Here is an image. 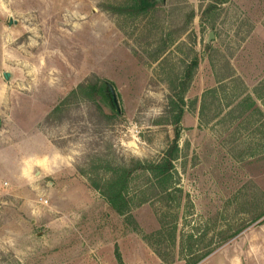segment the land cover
<instances>
[{
	"label": "rangeland",
	"instance_id": "obj_1",
	"mask_svg": "<svg viewBox=\"0 0 264 264\" xmlns=\"http://www.w3.org/2000/svg\"><path fill=\"white\" fill-rule=\"evenodd\" d=\"M150 1L134 15L117 12L134 0H0V264H120L117 254L165 264L145 240L161 216L178 227L175 242L152 240L170 264H187L180 235L191 231L199 248L214 249L201 264L259 255L249 232L260 221L233 236L264 210V0H229L208 14L214 0ZM195 59L175 199L166 204L150 174L136 172L127 224L89 179L162 158L175 132L159 119ZM81 83L112 85L117 107L71 95ZM248 96L263 116L240 114Z\"/></svg>",
	"mask_w": 264,
	"mask_h": 264
},
{
	"label": "trees",
	"instance_id": "obj_2",
	"mask_svg": "<svg viewBox=\"0 0 264 264\" xmlns=\"http://www.w3.org/2000/svg\"><path fill=\"white\" fill-rule=\"evenodd\" d=\"M135 4L133 6L124 7L117 9L119 13H130V14H139L143 12H147L152 9L155 3L150 0H134ZM229 0H214V3L210 4L206 9L205 13L208 14L212 10L215 9V5L224 4ZM216 3V4H215ZM204 13V14H205ZM199 64L198 59L193 60L187 67L185 71L184 81H182L181 93L182 95L177 98V100H172L171 104L168 106L166 110L165 116L159 119L161 124H170L174 127V138L169 143L168 148L164 152L162 158L158 161L152 162H143L139 160H131L129 165L124 166H109L107 168V176L103 179H89L90 186L99 191L100 194L105 198L108 203L110 209L125 218V222L127 224L132 225L136 220L133 217V200L130 197L129 190L131 181L136 172L142 171L150 174L152 187L156 188V196H160L162 200L166 204L169 201L175 199L173 197V177L175 173V162L179 158L180 154V136H181V122L183 120L184 115V96L183 94L187 90V87L190 81L193 78V70ZM106 87L102 85V83H96L94 85H88L87 83H81L74 89L71 93L73 96H77L79 93L86 99L92 101L99 102H109L106 94ZM257 96L264 99V92L261 94L260 92H256ZM264 101V100H263ZM111 102V101H110ZM112 104V102H111ZM264 104V102H263ZM113 105V104H112ZM239 112L241 115L246 114L247 112L253 110L258 114L263 116V110L259 106V104L251 97L248 96L244 98L239 104ZM148 198H143L141 204L146 203ZM165 216L160 217L161 228L157 232L148 235L145 237V240L149 243L153 251L158 255V257L165 264H170L174 262L175 257H172L169 254L168 249H162L160 247L155 246L152 242L153 238H158L159 244H162L166 238L169 236V239L172 242H175L178 238V227L176 224H168L165 220ZM260 221L258 224H264V210H259L254 216L252 220H250V224L246 227H242L237 230L234 234L233 238L239 237L242 233L250 228L253 224ZM137 224V222H136ZM181 243L179 254L186 261L187 264H201L205 259H207L214 251L213 248H199V242L202 239L201 236L191 232H182L181 235ZM118 255V259L120 264H124L120 255Z\"/></svg>",
	"mask_w": 264,
	"mask_h": 264
},
{
	"label": "crops",
	"instance_id": "obj_3",
	"mask_svg": "<svg viewBox=\"0 0 264 264\" xmlns=\"http://www.w3.org/2000/svg\"><path fill=\"white\" fill-rule=\"evenodd\" d=\"M249 233L251 235L250 236V238H251V242H250L251 249L256 251V252H260L259 255L254 256L250 252L251 257H250V260L248 262L243 261V259L240 257L239 258L235 257L231 260V261H233L232 264H244V263L245 264H264V224H261V225H259V227L252 229ZM245 237L246 236H242L240 238V241H244L246 239ZM160 261H161V263H163V261L161 259H160Z\"/></svg>",
	"mask_w": 264,
	"mask_h": 264
},
{
	"label": "water",
	"instance_id": "obj_4",
	"mask_svg": "<svg viewBox=\"0 0 264 264\" xmlns=\"http://www.w3.org/2000/svg\"><path fill=\"white\" fill-rule=\"evenodd\" d=\"M165 1V0H164ZM13 24H17V21L14 19V17H10V26H12ZM214 37L213 32L210 34L209 38H208V42H210ZM10 73L9 72H4V77L6 80L10 79ZM106 91L109 93L110 96V101L112 102L114 107H117L118 102H117V96L115 93V89L112 85L106 83Z\"/></svg>",
	"mask_w": 264,
	"mask_h": 264
},
{
	"label": "flooded vegetation",
	"instance_id": "obj_5",
	"mask_svg": "<svg viewBox=\"0 0 264 264\" xmlns=\"http://www.w3.org/2000/svg\"><path fill=\"white\" fill-rule=\"evenodd\" d=\"M153 1H155V0H153ZM105 92H106V94H107L108 101H109V103H110V96H109V93H108L107 91H105Z\"/></svg>",
	"mask_w": 264,
	"mask_h": 264
},
{
	"label": "built area",
	"instance_id": "obj_6",
	"mask_svg": "<svg viewBox=\"0 0 264 264\" xmlns=\"http://www.w3.org/2000/svg\"><path fill=\"white\" fill-rule=\"evenodd\" d=\"M47 201V200H46Z\"/></svg>",
	"mask_w": 264,
	"mask_h": 264
}]
</instances>
